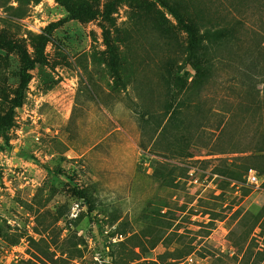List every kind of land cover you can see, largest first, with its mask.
Returning a JSON list of instances; mask_svg holds the SVG:
<instances>
[{
	"label": "rangeland",
	"instance_id": "374dc122",
	"mask_svg": "<svg viewBox=\"0 0 264 264\" xmlns=\"http://www.w3.org/2000/svg\"><path fill=\"white\" fill-rule=\"evenodd\" d=\"M67 2L0 132V264H264V0ZM67 15L0 0V125Z\"/></svg>",
	"mask_w": 264,
	"mask_h": 264
},
{
	"label": "trees",
	"instance_id": "16d2710c",
	"mask_svg": "<svg viewBox=\"0 0 264 264\" xmlns=\"http://www.w3.org/2000/svg\"><path fill=\"white\" fill-rule=\"evenodd\" d=\"M60 2L68 11L67 17L58 20L56 22H52L48 27H47V34L43 35L41 37V40L36 48L35 51V56L34 58H30L28 56H25L23 58V63L20 71V83L18 86V89L15 93L14 99H13V104L10 107V109L7 111V113L2 117V124L0 125V132L1 135L7 140L6 132L10 128L13 120V109L20 107L22 104V100L24 97V92L28 87V84L31 80V70H33L36 66L42 64L45 62V53H44V48L48 40V34L58 27L61 23L68 19L76 18L79 14H83L87 17L90 18H95L96 13L91 10L86 4L80 5L78 7H74L70 4H68L67 0H57ZM108 7L106 8V11L104 15H108Z\"/></svg>",
	"mask_w": 264,
	"mask_h": 264
},
{
	"label": "built area",
	"instance_id": "2783aa9c",
	"mask_svg": "<svg viewBox=\"0 0 264 264\" xmlns=\"http://www.w3.org/2000/svg\"><path fill=\"white\" fill-rule=\"evenodd\" d=\"M248 179H249L250 182H256L257 181V176L255 174L250 173L248 175Z\"/></svg>",
	"mask_w": 264,
	"mask_h": 264
},
{
	"label": "crops",
	"instance_id": "0c3cea01",
	"mask_svg": "<svg viewBox=\"0 0 264 264\" xmlns=\"http://www.w3.org/2000/svg\"><path fill=\"white\" fill-rule=\"evenodd\" d=\"M104 138V137H103ZM101 140V139H100Z\"/></svg>",
	"mask_w": 264,
	"mask_h": 264
}]
</instances>
